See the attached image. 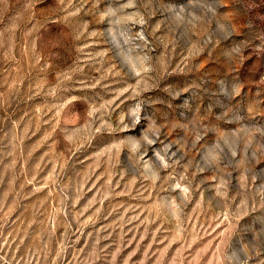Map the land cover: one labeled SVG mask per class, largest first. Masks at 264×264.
<instances>
[{
	"label": "rangeland",
	"instance_id": "rangeland-1",
	"mask_svg": "<svg viewBox=\"0 0 264 264\" xmlns=\"http://www.w3.org/2000/svg\"><path fill=\"white\" fill-rule=\"evenodd\" d=\"M0 264H264V0H0Z\"/></svg>",
	"mask_w": 264,
	"mask_h": 264
}]
</instances>
